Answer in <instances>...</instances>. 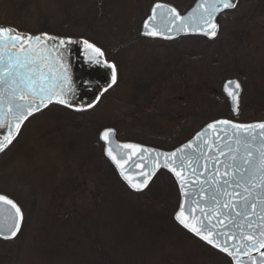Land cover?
Segmentation results:
<instances>
[{
	"label": "rangeland",
	"instance_id": "374dc122",
	"mask_svg": "<svg viewBox=\"0 0 264 264\" xmlns=\"http://www.w3.org/2000/svg\"><path fill=\"white\" fill-rule=\"evenodd\" d=\"M178 1L180 2V0ZM181 1L186 3L192 0ZM141 2V10L149 14L152 1L142 0ZM98 4L102 5L104 10L112 13L111 21L117 31L110 32L105 28L104 23L98 24L92 39L93 42H97L96 44H102L106 49L108 48L116 54L113 59L119 60L118 63L121 65L123 75L121 86L114 92H109L101 105L91 113L78 117L64 111L59 113L58 110H52L38 117V119L32 120L26 127L29 132L23 135L22 142L19 141L14 148L9 149L6 154L0 157V193L11 194L12 198L21 205L23 213L29 219L28 229L23 239L14 241L13 244L0 242V264H72L67 259L73 257L75 249L88 245L92 236L89 228L84 225L83 221L80 222L79 217L59 221L58 216L64 214L55 205L56 203L61 204L62 196L66 199V191H68L66 189L71 188L72 191L69 190L76 193V203L80 205L81 213L84 216L85 212L88 211L84 206L86 204L88 206L92 196L95 197L101 191L91 183V172L96 170L98 172V169L94 168L95 163L91 165L89 162L91 154L94 153L91 147H96L99 140V137H96L98 129L96 121L115 124L124 134L128 131V137L142 136L141 133L145 131L144 129H139V127L130 129L131 125L136 123L135 120L141 118V114L133 118L131 113H134V107L120 104L119 101L112 98L128 99L142 96L145 87H142L140 91L136 90L137 87L132 79L133 74L142 76L149 66L147 63L150 65L156 63H160L162 66L170 65L172 60L178 59L180 48L178 49L177 46L181 44V50L186 52L191 50L188 42L195 41L181 39L174 45L147 40L138 41L134 44L130 42L133 34L140 33L139 30L144 20L142 11H140L137 3H134V0H103L100 3L93 0H0V25L5 20L14 21L18 25H22L23 21L28 20L30 22L26 28L31 30L38 25L41 19L54 16L61 31L72 35L74 38L82 39L90 25L89 21L93 19L94 15L90 16L87 12L92 9L95 12ZM26 7L27 10L23 11L22 9ZM16 10L22 13L20 19L16 17ZM68 14H71L73 19L82 21L79 29L75 27L74 23L72 25L75 26L72 27L65 21ZM83 17L88 20L82 19ZM39 18L41 19L39 20ZM262 27V32H264V24ZM13 30L20 35H30L21 33L16 29ZM259 39L257 38L255 42ZM123 42L129 45L128 48L125 47L122 52L116 53V48ZM190 44L192 49L198 52L204 48L201 43ZM256 51L258 50L253 51L256 57H252V64L259 61L264 66V60L263 62L261 60L263 59L262 56H258ZM166 68L161 69L163 71ZM197 70L208 73L205 67ZM255 79L259 81L258 85H255L253 79H250L247 88L252 91V94L247 91L245 98L249 100L252 95L254 99L260 101L259 98H255V94L259 89L264 88V77ZM194 80L193 84L201 81H198L199 79L196 77ZM164 85L167 86L166 89H163L166 91L171 87L169 83ZM194 89L198 90L197 87ZM163 90L160 88L158 92ZM165 96H167L165 92L161 94L159 101L155 102L158 105L152 107L150 112H155L153 110L156 108L157 111L159 108L163 111L162 105L169 98ZM261 101L264 102L263 96ZM183 102L186 104L185 101ZM258 103L256 101V104ZM193 104L191 110L199 108L196 110L199 113L202 110L200 107L202 104L200 102ZM174 110L175 113L179 111L175 107ZM245 110L250 109L244 108ZM256 111H260L257 114L264 117V106L250 112L252 114L245 111L243 116L249 117V114L255 116ZM202 113L201 120L207 118L213 120L219 116L220 110L217 108L206 109ZM260 120L262 122L264 118H260ZM92 121L95 122L94 125H92ZM170 122L172 121L169 119L167 121L160 120L158 123L161 124H158V130L161 131L163 127L171 129L170 127L173 125ZM196 127L198 128L197 124ZM150 132L153 134V131H146L145 135L149 136ZM88 144L89 149L86 146ZM93 158L96 160L97 156L95 155ZM102 169L101 166V171H104ZM79 199L81 200L79 201ZM54 234H58L55 241L52 239ZM105 235L111 237V232L110 234L103 233V237L106 239ZM62 241H69V243L65 245L66 242L63 243ZM152 243L148 247L151 252L146 251L145 256L151 257L153 251L157 253L155 257L157 260L155 262L149 261L150 264H231L226 256L211 249L208 250L183 233L170 236L161 241L159 245L155 241ZM106 244H109L108 240Z\"/></svg>",
	"mask_w": 264,
	"mask_h": 264
},
{
	"label": "trees",
	"instance_id": "16d2710c",
	"mask_svg": "<svg viewBox=\"0 0 264 264\" xmlns=\"http://www.w3.org/2000/svg\"><path fill=\"white\" fill-rule=\"evenodd\" d=\"M141 1L142 0H134V3H137V6L140 7V11H142ZM151 1L152 3L156 1L167 2L174 5L176 9H179L183 13L188 11L196 0L186 3L181 0L180 2L178 0ZM26 6L29 7V5ZM27 7L22 10L26 11ZM16 13V17L20 19L22 14L21 11L16 10ZM87 13H89L90 16H92V14L94 15L93 19L89 21L90 25L83 38L93 41L92 38L97 31L96 25L98 24L104 23L105 28L110 32L117 31V29L113 27L111 21L112 13L108 10H104L102 5H96L95 12L94 9H92ZM142 14L144 19L148 15L143 11ZM67 17L65 21L69 26L74 27L76 25L75 27H78V29L80 28L81 20L73 19L71 14H68ZM55 18L54 16L45 19L39 18V20H41L38 22V25L31 30L26 28L30 22L28 20L23 21L22 25H18L11 20H5L0 27L16 29L21 33H28L33 36L48 35L64 39L74 38L72 35L59 29L60 25ZM82 19L86 18L83 17ZM249 21H252V23ZM73 23L75 24L74 26L72 25ZM219 23L222 31L220 37H217L216 40L208 41L200 37L182 38L185 40H195L193 42H188L189 49L191 50L186 51L187 54L181 50L182 45L180 44L177 46L178 49L180 48L178 50V59L172 60L170 65L162 66L160 63H156V61V64L153 65L147 63L149 66H147L146 72L142 75L144 77L132 73L134 85L137 87L136 90L140 91L142 87H145V92L142 94L143 97L139 96L128 99L112 98L113 100L119 101L120 104L134 107L135 111L131 113L133 118L141 114V118H137L135 120L136 123L134 122V125H131L130 129H137L138 127L139 129H144L145 131L141 133L142 136L128 137V131L124 134L117 125L96 121L98 125L96 137H98L103 130L111 127L117 130L118 139L122 142L136 143L163 151H174L194 138L198 131L202 130L213 121L223 119L239 123L261 122L259 119L264 117L257 114L260 113V111H256L255 116L250 115L252 113L249 114V117L243 116V113L235 116L230 108L228 100L225 99L222 93V88L227 80L235 78L243 79L245 89H247L246 87H248V81L250 79H253L255 85H258L259 81L255 79L258 77H254L255 75L251 74L254 70H263L264 68L259 61H257L258 63L252 64V57H256L253 51L257 48H254L252 45V49L249 45L240 47L236 42L235 32H238L236 30L237 28L241 29L244 33H248V30H250V33L253 32V34H255L254 36L257 34L260 37L264 24V16L261 18H254L253 16L249 17L248 14L246 15L244 11L240 13L232 12L229 13V15L221 16ZM244 38L247 43H250L248 37L244 36ZM130 40L133 44L138 41H144L139 33L133 34ZM178 40L171 42V45H174ZM124 42L116 48V53L122 52L125 47L128 48L129 45ZM190 43H201L204 48L201 52H198L192 49ZM257 54L261 56L259 52H257ZM118 61L119 60L115 59L119 70L118 81L110 92H114L119 88L123 80L121 65ZM164 67L167 68L162 71L161 68ZM204 67L205 70L207 69L208 73L204 70V72L197 70L198 68L201 69ZM195 77L199 79L198 81L201 80V83L197 82L193 84ZM167 83H169L171 87L166 91L163 89L167 88V86L164 85ZM185 85L186 87H184ZM195 87H197L198 90L194 89ZM160 88L163 91L159 93L158 91ZM164 92L167 95L165 97L169 98H167V101L162 105L163 111H161L160 108L159 111H157L156 108L153 110L155 112H150L152 107L158 105L155 102L159 101L161 94ZM260 93H264V88ZM105 97L106 95L92 111H95L101 105ZM183 101H185L186 104H184ZM194 102H200L202 104L200 106L202 110L217 108L220 110L219 116L213 120H210L212 118L201 120L204 110H201L199 113L196 111L199 108L191 110ZM174 107L179 110L177 113L174 112ZM66 113L69 112L66 111ZM168 119L172 121L170 123H172L173 127L171 126V129H165L163 127V129L159 131L157 126L161 123L158 122L160 120L167 121ZM83 122L86 124L85 120H83ZM94 123L95 122L92 121V125H94ZM196 124L198 128H195ZM146 131H153V134L150 132V135L147 136L145 135ZM86 146L89 149V144ZM102 146L103 145L98 140V145L96 147L93 146L94 148L91 147L94 153L91 154V160L89 159V162H91V165L95 163L94 168L98 169V172L97 170L91 172V183L95 187L97 186L101 191H99L95 197L94 195L92 196L88 206L87 204L84 206L88 210L85 212L84 216L81 213L80 205L76 203V193L71 192V188H69L71 191L66 189L68 190L66 191V199L62 196L63 199L60 205L53 200L56 203L55 207L58 210L61 209L64 214L63 216H58L59 221L67 218L74 219L79 217L80 222L83 221L84 225L89 228L88 230L92 236L89 240V244L75 249L73 251V257L67 259V261L72 262V264H150L149 261L155 262L157 260L155 258L157 253L152 251L151 257L145 256L146 251H148V253L151 252L148 248L149 244H153L152 242L155 241L157 245H159L164 239L180 233L194 239L198 244L200 243V245H203L208 250L211 249L217 252L210 248V246L204 245L203 242L190 235L175 222L174 217L175 214H177L180 204V192L177 184H175V180L168 172H161L158 174L153 184L150 185V188L145 191V193H134L123 184V181L118 177L114 167H112L111 163L104 157V147ZM92 155L97 156L96 160ZM101 166L104 171H101ZM6 195L11 198L13 197L8 193ZM80 200L81 199H79V201ZM28 222L29 219L25 216L23 232L15 241L23 239L28 229ZM106 232L108 234L111 232V237L105 235V239L103 233L107 234ZM57 235L58 234H54V238L50 237L55 241L57 240ZM107 240L109 244H106ZM1 241L2 240H0V242ZM3 242L4 241H2V243ZM13 242L11 241L12 244ZM62 242H66L65 245L69 243V241ZM4 243L9 244L10 242Z\"/></svg>",
	"mask_w": 264,
	"mask_h": 264
},
{
	"label": "snow or ice",
	"instance_id": "6c2138e0",
	"mask_svg": "<svg viewBox=\"0 0 264 264\" xmlns=\"http://www.w3.org/2000/svg\"><path fill=\"white\" fill-rule=\"evenodd\" d=\"M237 6V0H214L213 3L207 7L204 3L198 5L197 11L190 14L188 17H182L175 8H167L165 5L156 4L150 21H155L157 12L156 9H165L167 16L164 17L167 21L165 25L166 31L176 33L180 32H193L202 33L208 37H215L219 30V25L215 22V17L218 12L222 9H234ZM199 9H204L202 13H199ZM145 28L149 29L145 32V35L152 37H163V32L159 31L157 27H150L149 23L145 24ZM54 39L45 36H31V35H20L15 30L10 28L0 27V127H7L9 129L8 135L3 141H0V152H3L5 148L10 145L15 138V135L19 132L20 126L23 121L27 120L28 117L34 113L41 111L43 108L48 107L50 104H59L67 107H71L67 93L72 91L70 78L67 76V69L61 63L62 53L59 49L65 48L67 44L80 43V41H73L71 38L61 39L59 41V48L50 49L46 46L47 40ZM82 43L86 49L90 50L91 55L89 59L95 63H105L107 67L112 70V85L117 83V66L115 64H109L107 61H102L101 57L104 56L103 51L96 47L93 43L88 40H83ZM55 51V55L53 52ZM229 85L232 88L226 89L227 95L231 98L234 105H238L239 98V83L233 84L229 81ZM79 110V109H78ZM10 116V120L8 117ZM13 127L15 131H13ZM208 129L212 130L217 139H224L228 135L229 129L232 132V137H229V148L228 152L239 151V147L233 149L231 144L234 142L237 146L243 143L245 148V158L243 163L250 165L252 160L255 159L253 156L252 145L257 140L260 141L259 147L256 148V152L259 155V167L256 169L252 180L249 183L256 187V177H259V186L264 188V123L258 124H239L234 123L230 120H218L208 125ZM260 130V131H257ZM114 135L113 130L109 129L103 132L101 139L106 143L110 141V137ZM208 145V151H218L220 155H225V151L222 148H217L215 141L211 140L207 136V133H200L197 137V141H201ZM124 149L132 150L130 153L125 155L128 159L132 156H136L138 161H143L145 156H153V167L148 171H141L140 173H134V175L143 176L144 179L139 182H134L127 175L125 179L128 180L130 185L137 191L143 190L147 187L152 176L155 175V170L164 167L172 171L180 182L181 190L185 196L190 195L187 188H191L193 184H200L199 178L193 180L192 177L196 175L197 166L196 162L192 160V157L185 153L184 149H180L179 152L162 153L155 152L152 149L143 148L139 145L124 144ZM188 149H192L191 144L186 146ZM109 157H111L119 167H121V174L124 175L123 163L117 161L113 155L112 150L108 151ZM205 155V153H201ZM230 159L235 162L237 157L231 156ZM213 164H224L223 161L219 160V156L212 161ZM127 163V160H124ZM133 167L144 168L146 165L133 161ZM206 167V165H205ZM225 171L220 173V168H216V173L213 174L210 179L213 183H220L217 180L216 174L227 175L228 168L232 167L231 164L224 165ZM185 169L188 170L189 174L184 175ZM244 171H248L245 167ZM207 183V181H205ZM203 185L200 186V194L203 195ZM219 190H217V193ZM245 192H249L248 188H245ZM217 193H214L211 197L214 205L220 204L217 199ZM228 197L224 201L222 207L226 209L229 214L235 209V203L233 197H239L240 193H230L225 191L223 193ZM250 194V193H249ZM248 196H244L243 202L247 205ZM0 204L9 205L14 210L13 226L9 229V235L5 236V239L15 238L17 233L20 231V224L23 221V213L20 207L11 199H8L4 195H0ZM193 207L188 210V213H195V215L186 214V210L181 206L179 212L176 215V219L187 229L193 232L201 240L207 244L218 248L220 251L226 253L232 257L236 264H241V261L237 258L239 255H247L251 258V252L264 249V208L259 212L255 211L256 206L252 205L251 212H236V215H244L249 229L253 231H244L243 224H235V227L239 232L240 241H252L249 243L232 244L228 246V242L235 240L237 232H228L224 229L230 228L232 223L230 215H224L223 212L216 210L215 206L210 211H205L204 207L200 206L198 200L193 199ZM261 204H264V200H261ZM252 216H256L259 220L257 224L251 221ZM222 225L223 228L218 226ZM258 230V231H257ZM217 237L223 238V244L217 239ZM264 256V252L261 253ZM252 264H256L252 260Z\"/></svg>",
	"mask_w": 264,
	"mask_h": 264
},
{
	"label": "water",
	"instance_id": "95a60500",
	"mask_svg": "<svg viewBox=\"0 0 264 264\" xmlns=\"http://www.w3.org/2000/svg\"><path fill=\"white\" fill-rule=\"evenodd\" d=\"M96 1H101V0H96ZM214 0H197L193 7L189 9L185 13H181L178 9H176L175 6L168 4L166 2H161L157 1L153 4L152 8L150 9V13L146 20H144L142 27H141V37L146 38V39H151V40H157V41H164V42H174L177 41L180 38L184 37H200V38H205L207 40L213 41L217 39L216 37L219 36L220 32V27L217 32V35L215 37H208L203 35L202 33H193L191 31L189 32H180L176 33L175 31L168 32L166 31L165 25L167 24V21L163 19L164 17L167 16V12L165 9H156L157 16L155 21H150V17L152 16L153 9L156 4H161L165 5L167 8H175L182 17H188L190 14L193 12L197 11L198 5L201 3H204L205 6L207 7L209 4L213 3ZM236 8V7H235ZM234 8V9H235ZM234 9H222L220 12L216 14L215 17V22L219 25V16H221L223 13L232 11ZM204 9H199V13H202ZM149 23L150 27H157V29L161 32L164 33L165 36H169L171 38H163V37H152L145 35V32H147L149 29L145 28V24ZM8 28V27H4ZM11 29V28H10ZM37 36H43V35H37ZM45 36V35H44ZM54 39H50L46 41V44L43 46H46L50 49H57L59 48V41L61 39L56 38L55 36H48ZM35 37V36H33ZM59 52L62 53V59L61 63L64 65V67L67 69V76L70 78L71 81V88L72 91L67 93V98L69 99V102L71 104V107H67L64 105H59V104H50L48 107L43 108L41 111L34 113L32 116L28 117L32 118L34 115L47 110L49 107L53 105H59L63 106L66 108H70L74 111L78 112H83V111H88L97 105L103 96V94H106L109 92L110 89L114 87L112 85L111 80H112V70L106 66L105 63H95L89 59V56L91 55L90 50L86 49L83 43H72V44H67L65 48L59 49ZM55 51L53 52V55H55ZM102 61H105L101 57ZM108 63V62H107ZM231 81L233 84L239 83L240 89H239V98H238V105H234L231 98L227 95L226 89L232 88V85H229L228 82ZM223 94L225 97L228 99L231 109L234 113V115H238L240 112V107H241V97L243 93V88L239 80H228L223 86ZM0 91H3V89H0ZM79 109V110H78ZM2 119V117H0ZM10 120V116L8 117ZM27 120L23 121V123L20 126L19 132L15 135V138L13 139L12 143L16 138L19 136L21 129L27 122ZM214 123V121L212 122ZM210 123V124H212ZM236 123V122H234ZM264 123V122H262ZM240 124V123H239ZM251 124H258V123H251ZM209 125V124H208ZM208 125L205 126L200 132H198L194 138H192L189 142L186 144L180 146L179 148L175 149L174 151H163L160 149H155L147 146H143L140 144L136 143H130V142H122L118 139V132L116 129L113 128H108L105 129L101 132L100 134V142L102 143L104 147V157L111 163L112 167L116 170L118 177L123 181V184L126 185L132 192L140 194V193H145L150 188V185L153 184L154 180L160 174L161 172H168L173 179L175 180V184H177L181 200H180V207L183 206L186 210V214L195 215V213H188V210L193 207L192 201L193 199L198 200L200 202V206L205 208V211H210L212 208L215 206L216 210L219 212H223L224 215H230L231 221H234L235 223H232L230 228L224 229L225 231L228 232H237V237L235 240L229 241L228 246L231 247L232 244H239V243H249L251 244L252 241H240L239 239V232L238 229L235 227V224H243L244 225V231H253V229H249L247 227V223L249 221L246 220L244 215H236V212H251L252 205L254 204L256 206L255 211L259 212L262 208H264V204H261V200H264V188H261L259 186V177H256V180L254 183H256V187H253L252 183H249L250 180H252V177L254 173L256 172V169L259 167V155L256 152V148L259 147L260 141L257 140L256 142L253 143L252 148L250 149L253 153V156L255 159L252 160V163L250 165H245L243 163V160L245 158V148L243 146V143L241 145L237 146L234 142L231 144V147L235 149L236 147H239V151H232L228 152L229 148V137H232V132L229 129L228 135L220 140L217 139L212 130L208 129ZM113 130L114 135L110 137L109 142H105L104 140L101 139V136L104 131L106 130ZM13 131H15L13 127ZM260 131V130H257ZM9 129L7 127H0V141H3L4 138L8 135ZM200 133H207V136L211 138V140L215 141L216 147L217 148H222L225 151V155H220L218 151H208V145L201 141H197V137ZM11 143V144H12ZM8 145L4 151H6L10 146ZM124 144H134V145H139L143 148H148L152 149L155 152H162V153H172V152H179L180 149H184L185 153L190 155L192 157V160L196 162L197 166V172L196 175L192 177L193 180H196L197 177L199 178L200 184H193L191 188H187L186 191L191 193L188 196L184 195V192L181 190V185L175 174L170 171L167 168L160 167L155 170V175L152 176V179L149 181L147 187H144L143 190L137 191L135 188H133L128 180L125 179V175H127L131 180L134 182H139L144 179L143 176L140 175H134V173H140L141 171H148L150 168L153 167V156H145V159L143 161H138L136 156H132L131 159H128V157L125 155L126 153H130L132 150L130 149H124L123 147H118L122 146ZM191 144L193 146L192 149H188L186 146ZM109 149L112 150L113 155L116 157L117 161H121L123 163V170H124V175L121 174V167L118 166L116 161H114L111 157L108 155ZM3 151V152H4ZM3 152H0L3 153ZM205 153V155H201V153ZM235 155L237 157L236 161L233 162L230 157ZM219 156V160L223 161L224 164H213V160ZM124 160H127V163H124ZM133 161H137L138 163L146 165L144 168H135L133 167ZM231 164L232 167L228 168V174L227 175H222V174H216V178L220 183H213L210 177L213 176L214 173H216V168H220V173H223L225 171L224 165ZM206 165V167H205ZM247 167L248 171H244V168ZM189 172L187 169H185L184 175H188ZM207 181V183H205ZM203 185V195L200 194V186ZM245 188L249 189V192H245ZM217 190L219 192L217 193ZM227 191L230 193H240L239 197H233L234 201H238L235 203V209L236 211H233L229 214V212L222 207V204L224 203L225 200L228 199L227 196H225L223 193ZM214 193H217V199L220 201V204L214 205L211 197ZM250 193V194H249ZM6 196L8 199L13 200L15 203L16 201L12 199L11 197L5 195V194H0ZM244 196H248V201L247 205L243 202ZM22 213L23 210L21 206L16 203ZM178 210V212H179ZM177 212V213H178ZM177 215V214H176ZM175 215V221L178 224V226L182 227L185 231L190 233V235H193L195 238L198 240L202 241L205 243V245L210 246L214 250L218 251L219 253L224 254L231 260V264H236V261L228 256L226 253L220 251L218 248H215L209 244H207L205 241L201 240L199 237H197L193 232H191L189 229L185 228L177 219ZM14 216V210L11 209V206L9 205H3L0 204V240L5 241V242H13L16 239L19 238L21 233L23 232L24 225H25V214L23 213V221L20 224V231L17 233L15 238H10V239H5V236L9 235V229L13 226V219L12 217ZM251 221L256 222L257 224L259 223V220L256 216H252ZM219 228H223L222 225L218 226ZM258 231V230H257ZM221 244H223V238L222 237H217ZM264 252V249H258L255 251L251 252V258L256 262V264H264V256H261V253ZM240 261L241 264H252V260L249 259V256L247 255H239L237 257Z\"/></svg>",
	"mask_w": 264,
	"mask_h": 264
},
{
	"label": "flooded vegetation",
	"instance_id": "af4514ba",
	"mask_svg": "<svg viewBox=\"0 0 264 264\" xmlns=\"http://www.w3.org/2000/svg\"><path fill=\"white\" fill-rule=\"evenodd\" d=\"M241 11H244L246 13V15L247 14L249 15V17L253 16L254 18L255 17L261 18L262 16H264V0H237L236 8L234 10H232V11H228V12L223 13L221 16H225L227 14L229 15V13H232V12L240 13ZM246 22H247V20H246ZM249 22L252 23V21H249ZM220 26L221 25H219V27ZM236 30L238 31V32H235L236 42L240 45V47L245 46V45H249V47L251 49H252V46L254 48H257L256 50H258V51H256V52L260 53V55L263 58V59H261L262 62H263V60H264V34L263 33L264 32H262L261 36L259 37L257 34H256V36H254L255 34H253V32L250 33V30H248L249 31L248 33H244L241 29H238V28ZM221 31H222V29L220 27V32H219V36L218 37H220ZM243 35L250 39L249 40L250 43H247V41L245 40ZM257 38H260V39L257 42H255ZM71 39L73 41H80L81 43H82L83 40H88L90 43H93L96 47L100 48L101 51H103V53H104L103 59L105 61H107L108 63H113V64H115L117 66V63L113 59L116 56V54L113 53L110 49H108V48L106 49L105 46L95 44L93 41H91L90 39H87V38H82V39L81 38L80 39L79 38H71ZM117 68H118V66H117ZM251 74H254L255 75L254 77H258V78L262 79L264 77V70H259V69L258 70H254V71L251 72ZM235 79L239 80L241 82V85H242V88H243V93H242V97H241V107L239 108L240 109V113H243L245 111H248L247 113H250V112H253L255 109H257L258 107L264 106V102L261 101V97L262 96L264 97V95L260 93V91L263 90V89H259V91L255 94V98L256 97L259 98L260 101L254 99L252 95L249 98V100H247L245 98L246 97V93H247V91H250V90H248L247 87H246L247 89L244 88L245 87L244 86L245 83H244L243 79H239V78H235ZM250 92L252 94V91H250ZM256 101L259 102V103L256 104ZM244 108H248L250 110H245L244 111ZM52 110H58L59 113L63 112V111L64 112L68 111L69 114H71L73 116H77L78 115V117L80 115H85V114L90 112V111L78 112V111H74V110H72L70 108L63 107V106L53 105V106L49 107L47 110L42 111V112L34 115L32 118H29V120H27V122L25 123V125L21 129V132H20L19 136L16 138V140H14V142L11 144V146L6 151H4L3 153L0 154V157L3 156L4 154H6L9 149L14 148L19 143V141L22 142L23 135L25 133L29 132V130H26V127H28V125L31 123L32 120L38 119V117H40V116H42V115H44V114H46V113H48L49 111H52Z\"/></svg>",
	"mask_w": 264,
	"mask_h": 264
}]
</instances>
